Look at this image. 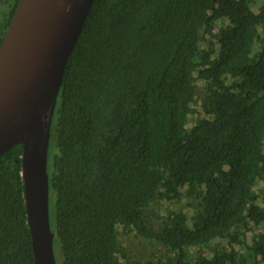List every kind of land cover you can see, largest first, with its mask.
I'll return each instance as SVG.
<instances>
[{"label":"trees","instance_id":"16d2710c","mask_svg":"<svg viewBox=\"0 0 264 264\" xmlns=\"http://www.w3.org/2000/svg\"><path fill=\"white\" fill-rule=\"evenodd\" d=\"M18 1L0 0V44ZM253 1H93L50 129L56 264H264V0ZM21 155H0V264H34ZM184 200L188 212H147ZM130 232L166 256L131 258Z\"/></svg>","mask_w":264,"mask_h":264},{"label":"water","instance_id":"95a60500","mask_svg":"<svg viewBox=\"0 0 264 264\" xmlns=\"http://www.w3.org/2000/svg\"><path fill=\"white\" fill-rule=\"evenodd\" d=\"M94 0H19L0 44V155L22 145L34 264H56L47 153L67 60Z\"/></svg>","mask_w":264,"mask_h":264},{"label":"rangeland","instance_id":"374dc122","mask_svg":"<svg viewBox=\"0 0 264 264\" xmlns=\"http://www.w3.org/2000/svg\"><path fill=\"white\" fill-rule=\"evenodd\" d=\"M263 0H254L253 1V7L255 10H258L261 6ZM205 44H207L205 42ZM198 83H200L198 81ZM197 116H202V114L197 113L194 115L189 116V120H188V126H190L195 118ZM51 157V150L48 151V159H50ZM262 183L260 182L257 186L256 189H258L259 187H261ZM49 210H50V214L52 215V202L51 200H49ZM187 204L184 201L175 204V203H165V202H154L151 203L148 208H147V212H149L150 214L152 213H159L160 215H163L165 213H167L170 210L176 209L178 207H183L186 208ZM188 209H190L188 206L185 209L188 212ZM247 242L250 243L251 241V232L249 231L247 234V238H246ZM121 241L123 243V245L126 247L127 250V254L136 260L142 261V262H146V261H150L153 260L155 261L156 259L159 258H163L166 256V251L163 249L162 246L158 245L157 243L154 242H150L147 239H144L142 237L136 236L134 234V232H130L128 234L125 235H121ZM193 252L195 250V248L191 249ZM56 252V249H55Z\"/></svg>","mask_w":264,"mask_h":264}]
</instances>
